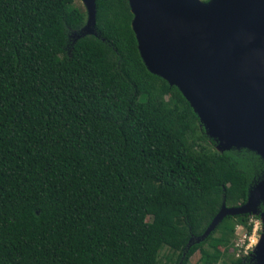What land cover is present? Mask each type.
Segmentation results:
<instances>
[{"label":"trees","instance_id":"obj_1","mask_svg":"<svg viewBox=\"0 0 264 264\" xmlns=\"http://www.w3.org/2000/svg\"><path fill=\"white\" fill-rule=\"evenodd\" d=\"M0 0V264H252L221 206L264 175L145 67L128 0ZM207 2L208 0H204ZM79 36V37H78Z\"/></svg>","mask_w":264,"mask_h":264},{"label":"water","instance_id":"obj_2","mask_svg":"<svg viewBox=\"0 0 264 264\" xmlns=\"http://www.w3.org/2000/svg\"><path fill=\"white\" fill-rule=\"evenodd\" d=\"M82 35L93 34L95 0ZM146 69L176 87L218 151L247 149L264 162V0H128ZM79 37V36H78ZM264 175L239 207L224 204L199 243L226 216L258 215ZM263 228L252 264H264Z\"/></svg>","mask_w":264,"mask_h":264},{"label":"rangeland","instance_id":"obj_3","mask_svg":"<svg viewBox=\"0 0 264 264\" xmlns=\"http://www.w3.org/2000/svg\"><path fill=\"white\" fill-rule=\"evenodd\" d=\"M201 1L205 2L204 0H201ZM74 5L79 7V8H83V9L85 8L82 0H75ZM250 222H252L253 223L252 225H254L253 230H252V234L250 235V237H248L247 240H245V243H244L243 247L241 248V251H239V252L238 251L233 252V250L230 251V254L234 257H239L241 255L252 257L251 254H253V251L255 250L257 244L259 243L261 231L263 228L262 221L260 218L259 219L251 218ZM253 231H255V232L253 233ZM245 232H246V230L243 227L236 226L235 234H234L235 239L233 241L234 246L236 248H238V246H236V243L239 245L242 244V242H243L242 238H243V235ZM247 236H249V235H247ZM167 253H168V249L163 248V250L160 252V263L159 264H163L165 262V256L167 255ZM198 259H199V253H196L190 259L189 264H197Z\"/></svg>","mask_w":264,"mask_h":264},{"label":"built area","instance_id":"obj_4","mask_svg":"<svg viewBox=\"0 0 264 264\" xmlns=\"http://www.w3.org/2000/svg\"><path fill=\"white\" fill-rule=\"evenodd\" d=\"M253 226H254V225H253ZM254 232H255V231H253V233H254ZM251 234H252V233H251ZM251 234H250V235H251ZM250 235L247 236V235H246V232H245L244 235H243V238H242V240H243L242 244L239 245V244L236 243V246H238V252L241 251V248L243 247V245H244V243H245V240H247L248 237H250Z\"/></svg>","mask_w":264,"mask_h":264}]
</instances>
